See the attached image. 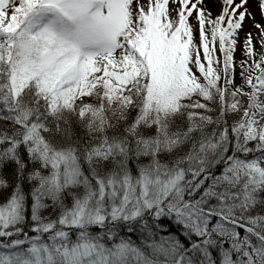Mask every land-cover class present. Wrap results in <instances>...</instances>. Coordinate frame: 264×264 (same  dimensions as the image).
I'll use <instances>...</instances> for the list:
<instances>
[{
	"label": "snow or ice",
	"instance_id": "snow-or-ice-1",
	"mask_svg": "<svg viewBox=\"0 0 264 264\" xmlns=\"http://www.w3.org/2000/svg\"><path fill=\"white\" fill-rule=\"evenodd\" d=\"M0 264H264V0H0Z\"/></svg>",
	"mask_w": 264,
	"mask_h": 264
}]
</instances>
